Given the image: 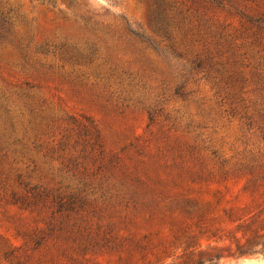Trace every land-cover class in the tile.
I'll use <instances>...</instances> for the list:
<instances>
[{
	"label": "rangeland",
	"instance_id": "obj_1",
	"mask_svg": "<svg viewBox=\"0 0 264 264\" xmlns=\"http://www.w3.org/2000/svg\"><path fill=\"white\" fill-rule=\"evenodd\" d=\"M254 231L264 0H0V264L179 263Z\"/></svg>",
	"mask_w": 264,
	"mask_h": 264
},
{
	"label": "trees",
	"instance_id": "obj_2",
	"mask_svg": "<svg viewBox=\"0 0 264 264\" xmlns=\"http://www.w3.org/2000/svg\"><path fill=\"white\" fill-rule=\"evenodd\" d=\"M73 2L74 0H69L70 4ZM144 38L149 39L148 37ZM96 127L98 128L97 124ZM258 253L264 254V236H259L257 231H254L250 236H247L245 243L236 242L234 248L229 245L219 247L207 246L206 248L195 247L190 251V256L185 262H172L171 264H227L224 262L227 256L238 259L245 255H255Z\"/></svg>",
	"mask_w": 264,
	"mask_h": 264
}]
</instances>
